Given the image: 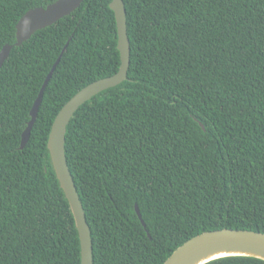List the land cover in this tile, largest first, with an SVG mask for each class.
Returning <instances> with one entry per match:
<instances>
[{"label": "trees", "instance_id": "1", "mask_svg": "<svg viewBox=\"0 0 264 264\" xmlns=\"http://www.w3.org/2000/svg\"><path fill=\"white\" fill-rule=\"evenodd\" d=\"M54 1L0 0V50L14 44L28 9ZM109 2L83 0L13 46L0 67V264H80L74 218L46 143L64 103L118 70ZM123 3L126 79L84 102L65 133L93 264H163L203 231L264 233V0Z\"/></svg>", "mask_w": 264, "mask_h": 264}, {"label": "water", "instance_id": "2", "mask_svg": "<svg viewBox=\"0 0 264 264\" xmlns=\"http://www.w3.org/2000/svg\"><path fill=\"white\" fill-rule=\"evenodd\" d=\"M82 1L83 0H55L54 2L47 4L45 7L39 6L28 9L19 18L16 24L14 44H5L0 50V67L13 46L20 45L36 30L52 25L61 17L70 14L79 7ZM109 7L114 13L116 23V46L119 52L120 61L118 70L110 76L99 78L88 83L64 103L52 121L46 143L55 176L68 201L74 218L80 246V264H93L92 240L85 212L66 161L65 133L69 120L84 102L101 91L120 84L126 79L130 52L126 28V10L123 0H110ZM65 48L66 45L62 48L59 56L53 63L35 101L32 104L29 112L30 120L27 122V126L21 135L20 148H23L28 140L32 124L36 118L44 87L50 79ZM200 125L203 127L201 123ZM135 212L143 226H145L137 206H135ZM229 236L250 237L253 241V245L241 247L234 243L225 242L224 238ZM262 243H264L263 232L237 228H221L203 231L176 247L165 259L163 264H204L210 260L224 257L221 255L224 251L230 252L228 256H249L264 260V246H262Z\"/></svg>", "mask_w": 264, "mask_h": 264}, {"label": "snow or ice", "instance_id": "3", "mask_svg": "<svg viewBox=\"0 0 264 264\" xmlns=\"http://www.w3.org/2000/svg\"><path fill=\"white\" fill-rule=\"evenodd\" d=\"M224 240L225 242L234 243L241 247H247V246L253 245V241L251 240L250 237H244V236L231 237L229 236V237H225ZM262 246H264V243H262ZM224 249H232V248H224ZM229 254L230 252L228 251H224L221 253V255L224 257L228 256Z\"/></svg>", "mask_w": 264, "mask_h": 264}]
</instances>
